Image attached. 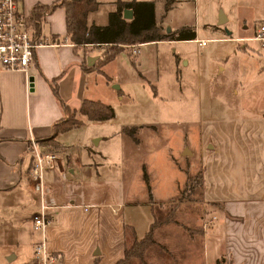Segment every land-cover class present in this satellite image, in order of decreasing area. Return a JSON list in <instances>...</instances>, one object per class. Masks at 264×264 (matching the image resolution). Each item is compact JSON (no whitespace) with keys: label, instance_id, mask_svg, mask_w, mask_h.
Instances as JSON below:
<instances>
[{"label":"crops","instance_id":"crops-1","mask_svg":"<svg viewBox=\"0 0 264 264\" xmlns=\"http://www.w3.org/2000/svg\"><path fill=\"white\" fill-rule=\"evenodd\" d=\"M55 1L17 0V6L29 15L34 7L49 8ZM131 1L151 2L153 13L161 3V19L158 23L154 19L158 32L168 35L184 29L185 37L130 44L137 46L136 55H131L127 48L130 46H121L111 61L100 67L106 50L104 45L75 46L69 43L65 35L64 11L57 7L43 16L37 37L41 46L34 50L33 64L27 75L8 72L0 66V264H33L34 244L40 240L39 233L32 230L31 222L39 201L38 193L28 180L30 160L26 156V146L29 138L36 141L41 150H52L60 157L58 171H46L42 181L45 201L51 206L47 210L51 222L44 233L46 252L54 258L50 264H117L123 259L125 242L127 238L131 241V233L135 241H140L151 226V243L144 247L145 264H215L217 260L220 264H264V111L252 116L231 113L232 116L211 118L205 123L198 121L197 141L192 142L191 136L184 135L178 156L187 161L185 167L179 169L185 176L199 172L200 181L195 201L180 203V206L173 203L168 194L161 197L160 193H153L149 185V197L143 193L141 202L125 201L123 183L101 180L88 154L91 150L86 154L81 149L72 153L63 145L65 134L87 123H99L86 122L77 115L81 122L79 127L48 140L53 126L64 119L65 111L79 110L84 101L107 105L96 98L94 87L96 84L106 86L107 67L115 63L120 54L135 58L136 64L130 61L131 65L164 102L168 100V94L172 95L170 84L176 76L183 82L180 86L187 89L184 77L191 69L197 79L203 76L205 83L206 78L213 77L214 66L220 73L232 77L236 71L246 70L241 64L251 66L254 60L251 52L239 43L250 42L253 37L246 38L244 32L231 37L230 32L222 29L224 25L221 24L229 22V15L223 11L220 0H204V6L213 9L215 19L212 25L204 24L203 28L194 23L198 16L197 0L179 2L180 6L188 4V7L179 6L178 11H174L177 4L174 0L166 13L162 0ZM95 2L99 6V2ZM190 10L193 23L189 19ZM216 14L219 15V27L215 26ZM163 18L168 20L164 25ZM259 24H264V19L259 20ZM90 25L105 26L87 19V26ZM204 33L210 38H201ZM199 41H206L205 46L197 45ZM207 43L225 45L222 47L229 55H222L221 46L218 51L207 48ZM190 44L200 50L191 60L183 47ZM173 46L176 47L171 53L169 48ZM88 58L92 59L89 63L86 62ZM236 84L241 86L243 83L238 80L232 85ZM232 85L229 88H233ZM260 87L263 88L264 83ZM219 92H225L222 84L207 90L203 98L206 102L222 100ZM177 100L191 101L182 92L177 97L171 96L170 102ZM197 102H200L199 85ZM135 128L136 132L156 129L149 124ZM135 139L139 151L141 143ZM195 159L199 160V169L193 166ZM145 160L144 155L140 160L138 158L139 170L146 169ZM146 179H149L147 174L145 181L139 177L140 184ZM173 186L175 193L180 194L182 190L176 183ZM139 205L146 230L141 239L136 238L135 228L124 222V213H121L126 209L135 210ZM184 211L188 214H179ZM162 213L166 214L162 216ZM171 216L174 220H170ZM211 218L210 228L203 230L202 222ZM155 221L159 224L155 225ZM181 222L188 228L182 227Z\"/></svg>","mask_w":264,"mask_h":264},{"label":"rangeland","instance_id":"rangeland-1","mask_svg":"<svg viewBox=\"0 0 264 264\" xmlns=\"http://www.w3.org/2000/svg\"><path fill=\"white\" fill-rule=\"evenodd\" d=\"M113 1L115 2V0H97L99 2L97 10L88 13L87 19L97 25H106L107 15L115 10ZM121 1L128 2L129 0ZM176 1V10L174 11H178L180 7H188V4L180 6L179 2L182 3L183 0ZM220 1L222 2L223 11L229 15V22L226 25L221 24L224 25L222 29L230 32L231 37H235L242 32L245 33L246 38L253 37L258 21L264 19V0H230V3L227 4L225 0ZM218 2L215 3V7L218 6ZM203 3L204 0H197L198 16L194 23L199 28H203L204 24L212 25L215 19L213 9H207ZM189 6L191 7V5ZM174 11L172 12L174 13ZM161 14L162 4L160 3L153 13L155 22L160 21ZM192 15L193 12L190 10L189 19L193 23L194 16ZM216 18L217 23L215 26L219 27L218 14H216ZM165 22H168V20L165 21L163 18V25ZM205 29L207 28L205 27ZM201 38L210 37L204 33ZM239 44L241 47L246 45L254 58L251 61V66L241 64V67L244 66L243 68L246 70L236 71L234 77H232L220 73L214 66L211 70L213 77L206 78L204 83V77L200 76L197 79L191 69L184 77V85L188 86L187 89L181 87L183 82L180 81L179 76H176L170 84L172 95L168 94L166 102L159 99L157 93L152 92L151 87L139 77L137 70L130 63V61L135 62V58L131 55L127 57L126 53L120 54L115 63L107 67L109 77L105 80L106 86L96 84L94 87L96 98H100L113 109V118L108 122L102 121V124L87 123L84 127L65 134L63 145L70 148L72 153L81 149V152L86 154L87 151L91 150L88 154L95 164V168L98 169L101 180L113 179L123 183L125 201L141 202L140 195L144 193L147 197L150 193L148 185L153 193H160L161 197L165 194L171 196V200L177 206H180V203L195 201L194 198L198 196L199 172L191 176L188 175L190 176L188 177L185 176L184 171L179 169L185 167L187 161L185 158L178 156L180 146L185 138L184 135L191 136L192 142L197 141L198 121L205 123L211 118L215 119L223 115H231V113L252 116L264 111V87H260L264 83V48L252 41ZM206 45L207 48L217 49V51L220 46H225L221 43H207ZM236 46L237 44L233 45L234 50ZM175 47L169 48L171 53H173ZM183 47L189 60L194 59L195 54L200 52L196 45L190 44ZM221 53L222 55H229L228 50L224 47H222ZM238 80L243 83L241 86L239 84L232 85ZM221 84L225 92L222 94L219 92V99L222 96L223 99L206 102L203 98L206 91L214 89L218 85L221 86ZM198 85L200 86V102H197ZM230 85L234 87L229 88ZM179 92H182L184 96L188 95L191 101L189 100V103L179 100L175 103L170 102L171 96L173 98L177 97ZM67 117L66 121L68 122L78 120V116L73 113H68ZM148 124L154 126L155 131L148 128L140 132L135 131L133 134L134 138L139 139L141 143L140 149L137 151V144L131 138L124 136L121 130L123 128H133L136 125ZM95 141L98 142L95 143ZM143 155L147 158L143 163L146 169L139 170L138 158L140 160ZM193 166H197L196 169H199L198 159H195ZM146 174L149 179H146L144 184H140L139 177L145 179ZM174 183H176L179 190H182L180 194L175 193ZM165 186L167 187L164 190ZM181 212L179 214L182 216L188 214L186 211ZM121 213H124V222L127 225L132 224L135 228L136 238L141 239L143 231H146L144 225H142L141 206L139 205L138 208L132 211L126 209ZM163 214L166 213H162V216ZM174 217L176 218V215ZM174 217L171 216L170 220H174ZM186 226L185 223H182V227L188 228ZM187 234L189 235V233ZM133 254V257L128 259L129 264H145L144 247L139 246ZM15 264L22 263L17 262Z\"/></svg>","mask_w":264,"mask_h":264},{"label":"trees","instance_id":"trees-1","mask_svg":"<svg viewBox=\"0 0 264 264\" xmlns=\"http://www.w3.org/2000/svg\"><path fill=\"white\" fill-rule=\"evenodd\" d=\"M163 12L169 11L174 0H162ZM115 10L107 15L108 21L105 26L96 27L94 25L87 26L86 16L88 13L97 10L98 4L95 0H56L49 8L42 6L34 7L30 14L29 20L32 23L33 36L39 37L40 25L43 22V16L50 14L55 8L59 7L64 11L65 20V35L69 43L75 46L79 45H91L100 46L104 45L105 54L100 60V67L117 54L122 48L121 46H130V44H144L145 42H157L160 40L171 41L173 39L181 40L186 30L181 29L174 34H160L158 28L154 24L153 17V4L151 2L136 3L130 1L128 3L115 0ZM124 10H131L132 20L126 22L121 18V13ZM190 37H193L192 32H189ZM189 38V36H188ZM77 111H65L64 119L57 122L52 128L51 140L58 135L79 127L81 122L79 120L68 122L67 114H74L81 116L85 121L102 123V121H109L113 118V109L107 105L100 104L98 102L84 101L80 104ZM136 128H123L121 132L132 141L136 142L133 137ZM52 151V150H51ZM145 181V179H144ZM149 197V194H148ZM155 225L159 224L157 221ZM151 230L140 241H135L133 233H131V241L126 239V247L123 252V259L117 264H129V257H133V252L137 251L139 246L146 247L151 243ZM130 244V246H129ZM128 262V263H127ZM215 264H220L217 260Z\"/></svg>","mask_w":264,"mask_h":264},{"label":"built area","instance_id":"built-area-1","mask_svg":"<svg viewBox=\"0 0 264 264\" xmlns=\"http://www.w3.org/2000/svg\"><path fill=\"white\" fill-rule=\"evenodd\" d=\"M32 23L29 15L22 13L17 0H0V66L8 72H19L27 75L32 67L35 49L41 46L37 38L33 36ZM252 42L258 43L264 48V24L256 26ZM206 42V41H205ZM205 42H196L204 47ZM131 55L138 53L137 46L127 47ZM26 156L30 160L28 180L38 193L39 207L31 219L32 230L39 233L40 240L34 244L33 264H50L54 258L46 252L44 246V233L50 224V216L47 210L51 208L45 201L43 175L46 171H58L60 157L55 152L41 150L39 144L32 138L28 139ZM213 218L202 222V229L210 228Z\"/></svg>","mask_w":264,"mask_h":264},{"label":"water","instance_id":"water-1","mask_svg":"<svg viewBox=\"0 0 264 264\" xmlns=\"http://www.w3.org/2000/svg\"><path fill=\"white\" fill-rule=\"evenodd\" d=\"M131 17V12H130V10L128 11V10H124L123 12H122V15H121V18H123L124 20H126V21H129V19H131L130 18ZM167 31V30H166ZM168 32V31H167ZM92 61V59H86V62L87 63H89V62H91ZM30 81V80H29Z\"/></svg>","mask_w":264,"mask_h":264}]
</instances>
